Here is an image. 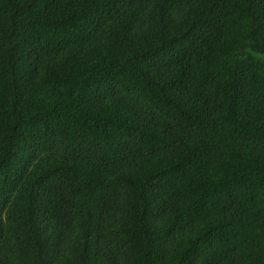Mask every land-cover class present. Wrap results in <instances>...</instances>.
I'll return each instance as SVG.
<instances>
[{"label":"trees","instance_id":"16d2710c","mask_svg":"<svg viewBox=\"0 0 264 264\" xmlns=\"http://www.w3.org/2000/svg\"><path fill=\"white\" fill-rule=\"evenodd\" d=\"M0 264H264V0H0Z\"/></svg>","mask_w":264,"mask_h":264}]
</instances>
